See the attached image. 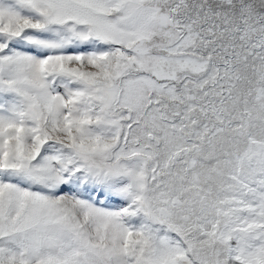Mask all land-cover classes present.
<instances>
[{
  "label": "snow or ice",
  "instance_id": "1",
  "mask_svg": "<svg viewBox=\"0 0 264 264\" xmlns=\"http://www.w3.org/2000/svg\"><path fill=\"white\" fill-rule=\"evenodd\" d=\"M0 264H264V0H0Z\"/></svg>",
  "mask_w": 264,
  "mask_h": 264
}]
</instances>
